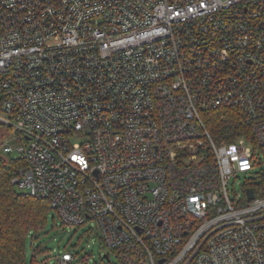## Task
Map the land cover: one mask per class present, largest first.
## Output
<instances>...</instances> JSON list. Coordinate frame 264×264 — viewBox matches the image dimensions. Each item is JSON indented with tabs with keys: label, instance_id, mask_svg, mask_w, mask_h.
Wrapping results in <instances>:
<instances>
[{
	"label": "built area",
	"instance_id": "built-area-1",
	"mask_svg": "<svg viewBox=\"0 0 264 264\" xmlns=\"http://www.w3.org/2000/svg\"><path fill=\"white\" fill-rule=\"evenodd\" d=\"M0 124L11 183L119 264H264V0H0Z\"/></svg>",
	"mask_w": 264,
	"mask_h": 264
},
{
	"label": "trees",
	"instance_id": "trees-1",
	"mask_svg": "<svg viewBox=\"0 0 264 264\" xmlns=\"http://www.w3.org/2000/svg\"><path fill=\"white\" fill-rule=\"evenodd\" d=\"M201 117L215 142L232 141L249 131L242 113L235 107L204 110ZM24 164L21 158L0 155V264H26L27 236L44 227L51 210L46 199L36 198L26 191L18 192L11 183L17 169ZM37 251L33 250L32 264Z\"/></svg>",
	"mask_w": 264,
	"mask_h": 264
},
{
	"label": "rangeland",
	"instance_id": "rangeland-1",
	"mask_svg": "<svg viewBox=\"0 0 264 264\" xmlns=\"http://www.w3.org/2000/svg\"><path fill=\"white\" fill-rule=\"evenodd\" d=\"M14 134L12 127L0 124V155L5 158L14 157L15 154H5L2 151L4 144L11 146L20 144L18 139L13 138ZM259 168L260 165H256L255 172ZM244 182L243 175H240L230 181L229 187L238 194L241 193ZM15 189L18 192L24 191L19 187ZM233 194L230 192L231 199L234 197ZM99 237L93 221L89 220L80 226L64 224L56 213L50 210L44 227L37 232H30L27 236L25 262L32 264L33 250L38 249L33 256L34 264H56L57 257L64 251H69L75 256L71 264H119L112 252H109L108 259L103 258L109 250L102 246ZM83 257H86V260L82 261Z\"/></svg>",
	"mask_w": 264,
	"mask_h": 264
},
{
	"label": "water",
	"instance_id": "water-1",
	"mask_svg": "<svg viewBox=\"0 0 264 264\" xmlns=\"http://www.w3.org/2000/svg\"><path fill=\"white\" fill-rule=\"evenodd\" d=\"M249 197L251 198L252 197V192H251V190L249 189ZM103 258H107L108 259V257H107V255L105 254V255H103Z\"/></svg>",
	"mask_w": 264,
	"mask_h": 264
}]
</instances>
